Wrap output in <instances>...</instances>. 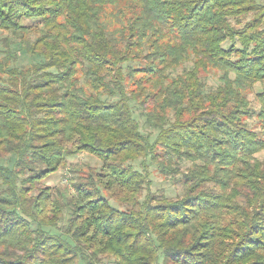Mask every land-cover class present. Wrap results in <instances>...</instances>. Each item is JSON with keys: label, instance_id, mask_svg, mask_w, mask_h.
Segmentation results:
<instances>
[{"label": "trees", "instance_id": "obj_1", "mask_svg": "<svg viewBox=\"0 0 264 264\" xmlns=\"http://www.w3.org/2000/svg\"><path fill=\"white\" fill-rule=\"evenodd\" d=\"M1 30L0 264H264V4L0 0Z\"/></svg>", "mask_w": 264, "mask_h": 264}, {"label": "rangeland", "instance_id": "obj_2", "mask_svg": "<svg viewBox=\"0 0 264 264\" xmlns=\"http://www.w3.org/2000/svg\"><path fill=\"white\" fill-rule=\"evenodd\" d=\"M260 3L264 4V0H259ZM8 34H6L4 31H0V48H5L3 42L1 41V38L7 36ZM33 61V58L31 57H26V56H20L18 59V63L20 64H28L29 62ZM187 68H190V64L187 63L185 65ZM184 68L180 67L179 70L182 71ZM216 74L214 73H210L206 79L207 83L209 86H214L217 83V79H216ZM264 88V83L260 84H256L254 86V91L256 92H260L262 89ZM255 93H250L249 94V99L252 102V105L254 107H256L255 105ZM257 108V107H256ZM143 117L140 116V114H138V120L140 123L143 124ZM253 122V120H251ZM147 129V127H144ZM70 162H71V168H75L76 165H78L79 167H83V168H87L88 165L89 166H99V161L94 158L91 155H85V154H81L78 156H74L72 158H70ZM186 165H189V163H187ZM152 179H153V183L150 187V190L155 192V194H160V193H165L167 196L169 197H175L177 194H182L183 189H182V182L180 181V176L177 175L176 177H165L162 174H160L158 171L156 172L155 170H153L152 172ZM71 173L68 171V169L65 170H61L60 172H57L55 174H53L48 180V183H51L52 185L56 186L58 189H60L61 192H63V194L70 196V194L66 191V187L69 185L67 181L68 178H70ZM70 190L71 187H70ZM56 232V231H55ZM103 264H111L110 261H108L106 259V261L103 262Z\"/></svg>", "mask_w": 264, "mask_h": 264}]
</instances>
